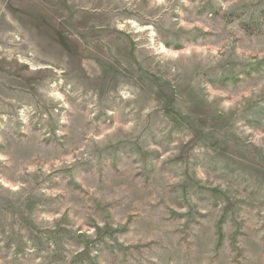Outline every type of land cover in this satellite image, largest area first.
I'll return each mask as SVG.
<instances>
[{"label": "rangeland", "instance_id": "rangeland-1", "mask_svg": "<svg viewBox=\"0 0 264 264\" xmlns=\"http://www.w3.org/2000/svg\"><path fill=\"white\" fill-rule=\"evenodd\" d=\"M0 264H264V0H0Z\"/></svg>", "mask_w": 264, "mask_h": 264}]
</instances>
